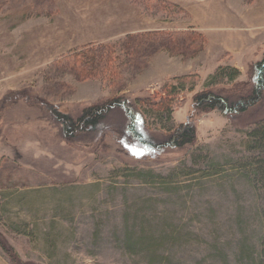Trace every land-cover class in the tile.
<instances>
[{"label":"rangeland","instance_id":"374dc122","mask_svg":"<svg viewBox=\"0 0 264 264\" xmlns=\"http://www.w3.org/2000/svg\"><path fill=\"white\" fill-rule=\"evenodd\" d=\"M211 9L232 18L201 23L153 0H0V239L17 256L0 247V264L258 257L264 182L254 170L264 134L253 133L264 126V95L228 115L197 111L192 99L208 88L236 97L253 87L264 0H216ZM233 67L240 74L231 81ZM116 98L139 110L148 139L189 121L196 142L148 147L119 109L97 129L64 135L56 112L76 120ZM139 98L170 101L172 112Z\"/></svg>","mask_w":264,"mask_h":264},{"label":"trees","instance_id":"16d2710c","mask_svg":"<svg viewBox=\"0 0 264 264\" xmlns=\"http://www.w3.org/2000/svg\"><path fill=\"white\" fill-rule=\"evenodd\" d=\"M153 1H161L173 7H179L178 5L162 0ZM220 70L222 71L223 69L221 68ZM220 70L218 69V72ZM239 74V69L233 67L231 68L228 78L231 81H234L239 76ZM211 78L214 79L215 76H212ZM253 81V87L236 97H229L209 88L202 90L193 96V108L200 112H207L209 110L217 109L227 115L247 112L249 109H252L258 105L264 95V60L257 64ZM136 102H143L142 105L153 111H167L169 114L172 112L170 101H166L164 99H160L159 102H156L150 99L142 100L139 98ZM114 109H119L124 112L128 119V128L130 131L137 139H139L148 147L151 146L162 148L170 146L174 148H184L193 146L196 142L197 129L195 124L189 121L186 123H181L177 127L170 130L169 134L163 137L161 141L154 140L153 138L148 139V137L145 136L144 132L142 131L144 120L141 113L138 112L139 110H137L133 104L129 105L128 101L122 100L121 98H116L106 104L89 106L83 110L81 115L76 120L70 115L60 112H56L55 115L62 127V132L64 135L72 137V135H74V133L79 130L83 131L86 128L97 129ZM263 127V122L256 124V129L253 133L255 138L261 139L263 137L262 134L264 133H261ZM254 171L259 178V182H264V161L260 163V165L255 168ZM0 247L15 263L17 256L14 253V250L8 245V242L3 239V237L0 239ZM249 264H264V248L260 251L258 257L250 259Z\"/></svg>","mask_w":264,"mask_h":264},{"label":"crops","instance_id":"0c3cea01","mask_svg":"<svg viewBox=\"0 0 264 264\" xmlns=\"http://www.w3.org/2000/svg\"><path fill=\"white\" fill-rule=\"evenodd\" d=\"M171 4L178 5L180 8H185L190 13V16H193L198 22L205 23L207 20H216V21H228L232 18L225 10L218 11L215 15L211 7L215 4L216 0H162ZM202 7V8H201ZM201 15H206L201 19ZM209 16V17H207Z\"/></svg>","mask_w":264,"mask_h":264}]
</instances>
